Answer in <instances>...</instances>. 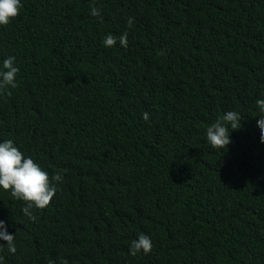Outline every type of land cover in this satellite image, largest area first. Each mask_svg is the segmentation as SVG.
I'll list each match as a JSON object with an SVG mask.
<instances>
[{
	"label": "trees",
	"instance_id": "trees-1",
	"mask_svg": "<svg viewBox=\"0 0 264 264\" xmlns=\"http://www.w3.org/2000/svg\"><path fill=\"white\" fill-rule=\"evenodd\" d=\"M22 4L0 26L19 68L0 140L63 182L35 219L0 189L4 264H264V0ZM125 31L126 48L102 44ZM227 111L240 128L214 149L206 128ZM139 234L152 249L132 256Z\"/></svg>",
	"mask_w": 264,
	"mask_h": 264
},
{
	"label": "clouds",
	"instance_id": "clouds-1",
	"mask_svg": "<svg viewBox=\"0 0 264 264\" xmlns=\"http://www.w3.org/2000/svg\"><path fill=\"white\" fill-rule=\"evenodd\" d=\"M23 7L22 0H0V26H5L19 14ZM90 15L100 16V10L93 6ZM129 28L133 25V19L127 20ZM121 47L128 46V32L125 31L118 37L108 33L102 39L106 47H113L116 44ZM19 68L16 65L14 56H6L0 60V94L7 92L10 88L17 87V74ZM264 95V94H262ZM259 119L256 121L260 129V142L264 143V98L255 101ZM142 118L147 121L149 113H142ZM240 114L236 111H227L219 116L206 128V139L212 148L223 149L231 143V132L239 129ZM63 182L60 172H49L34 161L31 156L23 154L12 139L0 140V189L10 190L14 199L25 202L22 208L24 215L35 219L33 208L43 209L47 207L59 190V184ZM0 240L6 241L9 253L16 252L14 235L7 230L5 222L0 220ZM2 246V245H0ZM152 249V241L149 235L139 234L129 245V254L135 256L139 252L147 254ZM0 264H4V257L0 256Z\"/></svg>",
	"mask_w": 264,
	"mask_h": 264
}]
</instances>
